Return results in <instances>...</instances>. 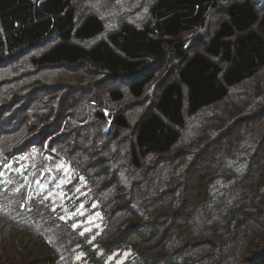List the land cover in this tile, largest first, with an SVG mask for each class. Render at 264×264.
<instances>
[{"label":"trees","instance_id":"16d2710c","mask_svg":"<svg viewBox=\"0 0 264 264\" xmlns=\"http://www.w3.org/2000/svg\"><path fill=\"white\" fill-rule=\"evenodd\" d=\"M0 264H264V0H0Z\"/></svg>","mask_w":264,"mask_h":264},{"label":"rangeland","instance_id":"374dc122","mask_svg":"<svg viewBox=\"0 0 264 264\" xmlns=\"http://www.w3.org/2000/svg\"><path fill=\"white\" fill-rule=\"evenodd\" d=\"M96 10V9H95ZM108 10H113L111 7H108ZM130 14V16L131 15H133L134 13H132V12H130L129 13ZM128 16V14H124V15H121V17H123V18H125V17H127ZM163 64V62L162 63H159L156 67H155V69H159L160 68V66Z\"/></svg>","mask_w":264,"mask_h":264},{"label":"built area","instance_id":"2783aa9c","mask_svg":"<svg viewBox=\"0 0 264 264\" xmlns=\"http://www.w3.org/2000/svg\"><path fill=\"white\" fill-rule=\"evenodd\" d=\"M105 130H108V128H105L104 131H105Z\"/></svg>","mask_w":264,"mask_h":264}]
</instances>
